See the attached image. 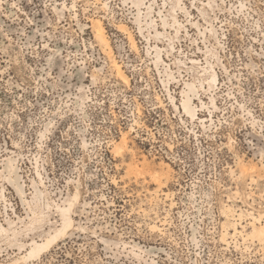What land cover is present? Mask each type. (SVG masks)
<instances>
[{"label":"rangeland","instance_id":"1","mask_svg":"<svg viewBox=\"0 0 264 264\" xmlns=\"http://www.w3.org/2000/svg\"><path fill=\"white\" fill-rule=\"evenodd\" d=\"M124 2L0 0V264H264V0Z\"/></svg>","mask_w":264,"mask_h":264},{"label":"bare ground","instance_id":"2","mask_svg":"<svg viewBox=\"0 0 264 264\" xmlns=\"http://www.w3.org/2000/svg\"><path fill=\"white\" fill-rule=\"evenodd\" d=\"M125 0H123V2H124ZM135 3H137L136 2V0H133ZM172 1H174V3H175V0H170V2H172ZM125 3V2H124ZM150 3H153V11H152V15H151V17H153L154 19H155V27H150V26H147L146 25V23L144 22L143 24H144V30H148V32H149V35H151V29L153 30V31H155V34H154V38H156L158 41H162V39L161 38H165L166 37V34L164 33V35H160V36H158V35H156V30H159L158 29V25H159V20L161 21V24H162V26L164 27V29H167V27L169 26V25H167L166 27L163 25V21H162V16H161V14L159 13L160 11L162 12V14H163V10L162 9H160L159 7H156L155 6V0H147V2H146V4L148 5V4H150ZM126 4V3H125ZM131 1L130 2H128L126 5L128 6V9L129 10H131L130 11V13H132L133 14V16L134 17H132V18H134V21H135V23L137 24V26L139 27V25H138V23H137V21H136V16H137V9H136V7H131L130 8V6H131ZM172 8H174L173 7V5H172ZM175 9V8H174ZM173 9V11H174V13H173V11L171 10L168 14H166V15H168L171 19V22H172V16L174 15L175 16V11L176 10H174ZM146 11H147V7L145 6V7H143V13L145 14L146 13ZM157 14H158V16L160 17V18H157L158 16H157ZM163 15H165V14H163ZM177 18V17H176ZM177 22H178V19H177ZM177 24V23H176ZM171 27V26H170ZM173 28H174V30L175 31H177V29H178V31H179V28H178V26H172ZM144 30H140V32L142 33V34H144L143 33V31ZM152 31V32H153ZM163 32V31H162ZM149 38H151L150 36H149ZM149 38H148V41H149ZM151 40V39H150ZM168 41H169V44H170V46H172L171 44L173 43L172 42V39L170 38V39H168ZM155 47H160L159 45H155ZM157 51V50H156ZM158 55H159V58H161V56H162V58H163V62L161 61L160 62V64L161 63H163V64H166V61H165V59H164V57H163V54H162V51H161V54L160 53H158ZM154 58H156L155 56H154ZM183 60V59H182ZM178 61V60H177ZM184 62H185V64L186 65H182V66H179V63H178V66H179V68L181 69V68H184V67H188V65H187V62L185 61V60H183ZM193 61H195L194 59H191V61L190 62H192L193 63ZM154 62H155V59H154ZM160 64L157 62V65H159L160 66ZM158 66V68H160ZM169 66V65H168ZM204 67H206V66H204ZM208 67V66H207ZM170 68V67H169ZM189 68V67H188ZM167 70H168V72H167ZM201 72V71H200ZM171 73L173 74V76L172 77H170L171 76ZM204 73V71L202 70V72H201V74H199V75H197V76H195V80L196 81H185L186 82V88H185V90L183 91V100H182V106H183V109H184V111L187 113H185L187 116L189 115V117H192V118H195V119H199L200 121H202L201 119H204L205 120V122H207L208 121V118H206V117H203V118H201V116H200V113H199V111H201L202 109H203V107H207V108H210V106H205V102L202 100V98H201V94L199 93V87H202V88H204V84L205 83H207L208 85H209V83L207 82V81H201V83H200V85H198V83L200 82V80H203V78L204 77H206V76H208V74H203ZM120 74L123 76V78L125 79V80H128L127 78H126V76L122 73V71H120ZM180 74L182 75V73L180 72ZM166 76H167V78L165 79V84H166V87L168 88V85L171 83V81H172V79H175L176 78V76H175V74H174V72L170 69H166V74H165ZM212 79L213 80H217V82H218V75H217V73H214L213 74V77H212ZM217 84V83H216ZM216 84L214 85V86H216ZM169 89V88H168ZM198 96V98L201 100V102H202V107L201 108H199V106L198 105H196L195 104V102H194V99H195V97H197ZM213 100V99H212ZM172 101H175V99H173ZM214 101H215V99H214ZM212 103V102H211ZM214 107H216V103L215 104H212ZM210 110V113L208 114V115H211V117H212V111H211V109H209ZM4 165H5V169L8 171V173H9V180H10V182H12V184L16 187V189H17V191H18V193H19V195H21V197L22 198H24V196H25V187H24V184L22 183V175H21V173H20V171H19V168H18V166H16L15 164H14V159H11V158H7V159H5L4 160ZM14 213H15V215L18 217V215L16 214V211L14 210ZM8 218H12L11 216H8ZM7 218V219H8ZM13 219V218H12ZM1 221V220H0Z\"/></svg>","mask_w":264,"mask_h":264},{"label":"built area","instance_id":"3","mask_svg":"<svg viewBox=\"0 0 264 264\" xmlns=\"http://www.w3.org/2000/svg\"><path fill=\"white\" fill-rule=\"evenodd\" d=\"M169 67H171V65H170V63H169ZM167 77V76H166ZM173 80V79H172ZM171 84V83H170ZM196 98H198V96L197 97H195V99ZM195 99H194V102H195ZM199 99V98H198ZM197 105V104H196ZM183 107V106H182ZM200 108V107H199ZM184 110V109H183Z\"/></svg>","mask_w":264,"mask_h":264}]
</instances>
